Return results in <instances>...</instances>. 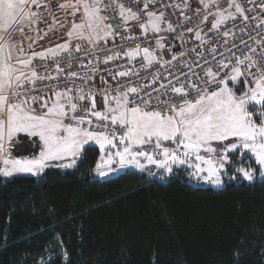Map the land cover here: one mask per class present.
<instances>
[{"label": "snow or ice", "instance_id": "snow-or-ice-1", "mask_svg": "<svg viewBox=\"0 0 264 264\" xmlns=\"http://www.w3.org/2000/svg\"><path fill=\"white\" fill-rule=\"evenodd\" d=\"M247 4L0 0V175L72 168L93 142L101 177L184 166L221 185L237 151L264 177V0Z\"/></svg>", "mask_w": 264, "mask_h": 264}, {"label": "trees", "instance_id": "trees-1", "mask_svg": "<svg viewBox=\"0 0 264 264\" xmlns=\"http://www.w3.org/2000/svg\"><path fill=\"white\" fill-rule=\"evenodd\" d=\"M22 147L12 153H38ZM99 155L88 143L72 168L0 175V264H264V177L228 171L219 187L183 168L104 178Z\"/></svg>", "mask_w": 264, "mask_h": 264}, {"label": "rangeland", "instance_id": "rangeland-1", "mask_svg": "<svg viewBox=\"0 0 264 264\" xmlns=\"http://www.w3.org/2000/svg\"><path fill=\"white\" fill-rule=\"evenodd\" d=\"M198 2L197 3H199V0H197ZM27 30V29H26ZM53 43V42H52ZM54 43H58L57 41H54ZM32 154H30V156H31ZM229 155V163H227L226 164V169H227V172H226V174L223 176V183H224V177H226V175H227V173H228V171H234V169L235 168H237V167H245V168H247V167H251V168H253V169H257V171H256V173L254 174V178L256 177V175H259V176H261L260 174H259V170H258V165H256L255 164V162H254V160L250 157V154H244V155H241V153L239 152V151H237V152H231V153H229L228 154ZM23 156H29V155H23ZM181 168H183V169H185V170H187L184 166H181V167H174V169H173V172L172 173H174V171L175 170H177V169H181ZM127 169V168H126ZM128 169H131V168H128ZM134 169H136V168H134ZM138 170V169H137ZM147 171V170H146ZM143 172H145V171H143ZM235 172V171H234ZM146 173V172H145ZM171 173V174H172ZM41 174V173H40ZM39 174V175H40ZM95 174L96 175H98L96 172H95ZM147 174V173H146ZM148 175V174H147ZM169 174H164L163 175V178L164 177H166V176H168ZM99 176V175H98ZM148 176H150L151 178H153V177H160L161 178V176L159 175V174H156L155 176H151V175H148ZM262 177V176H261ZM253 178V179H254ZM192 179V182L193 183H195V184H202V185H212V184H204L205 182L204 181H200V180H196V179H194V178H191ZM223 183H222V185H223ZM222 185H220V186H222ZM215 186V185H214ZM217 187H219V186H217Z\"/></svg>", "mask_w": 264, "mask_h": 264}, {"label": "built area", "instance_id": "built-area-1", "mask_svg": "<svg viewBox=\"0 0 264 264\" xmlns=\"http://www.w3.org/2000/svg\"><path fill=\"white\" fill-rule=\"evenodd\" d=\"M58 2H62V0H51V3H52L53 5L57 4ZM241 3H243L245 6H248V7L251 6V5H248V4H247V0H241ZM190 4H191V6H192L193 9H195V8L198 6L197 0H190ZM56 15H57V16H61V18H62L61 13H57ZM70 19H71V18H69V20H70ZM193 19H195V17H193ZM39 27H40L41 29H44V28L46 27V25L43 24V23H41V24L39 25ZM207 29H208V26H205V31H207ZM31 38H32V39H35V34H34V33L32 34V37H31ZM60 39H61V32L58 31V32L56 33V36H55V37H53V36H51V35H48V36L44 37V39L40 40V41H39V44H40L42 47H44L46 44H50V43H52V42H54V41H58V40H60ZM188 46L190 47L191 45H188ZM38 49H40V48L37 47L36 50H38ZM174 50L178 51L179 49H174ZM41 71H43V69H41ZM152 171H153V172H157V170L154 169V168L152 169ZM145 172H146L148 175L155 176V175L150 174L149 171H145Z\"/></svg>", "mask_w": 264, "mask_h": 264}, {"label": "crops", "instance_id": "crops-1", "mask_svg": "<svg viewBox=\"0 0 264 264\" xmlns=\"http://www.w3.org/2000/svg\"><path fill=\"white\" fill-rule=\"evenodd\" d=\"M57 42H58V43H59V42H62V40L60 39V40H58ZM50 44H55V43L53 42V43H50ZM50 44H46L44 47L46 48V47L50 46ZM39 50H40V49H38L37 51H39ZM89 143H93V142H89ZM93 144H94V143H93ZM12 154H13V153H12ZM13 156H16V155L13 154ZM29 156H30V155H29ZM17 157H20V156H17ZM77 160H78V159H77ZM77 160H76V161H77ZM126 168H127V169H128V168L134 169V167H126ZM126 168H124V169H118L117 172H119V171H123V170H125ZM204 184H209V183H204ZM221 185H222V184H221ZM215 186H220V185H215Z\"/></svg>", "mask_w": 264, "mask_h": 264}, {"label": "water", "instance_id": "water-1", "mask_svg": "<svg viewBox=\"0 0 264 264\" xmlns=\"http://www.w3.org/2000/svg\"><path fill=\"white\" fill-rule=\"evenodd\" d=\"M116 173H117V171H115V172H113V173H110L109 175L104 176V178H107V177L113 176V175H115Z\"/></svg>", "mask_w": 264, "mask_h": 264}]
</instances>
